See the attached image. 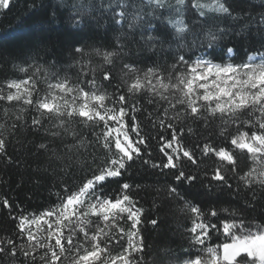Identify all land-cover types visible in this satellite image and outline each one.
Here are the masks:
<instances>
[{
	"label": "snow or ice",
	"instance_id": "obj_1",
	"mask_svg": "<svg viewBox=\"0 0 264 264\" xmlns=\"http://www.w3.org/2000/svg\"><path fill=\"white\" fill-rule=\"evenodd\" d=\"M61 9L73 30L110 12L119 34L71 46L70 63L34 33L0 36V64L19 73L0 74V159L15 162L26 128L49 184L35 208L0 201L12 223L0 264H149L145 228L158 220L125 179L137 166L164 177L156 191L185 218L172 264H264V215H251L264 208V12L234 33L255 23L258 47L240 49L225 43L223 19H244L228 0H57L35 21ZM5 44L22 54L5 59ZM197 186L231 199L190 196Z\"/></svg>",
	"mask_w": 264,
	"mask_h": 264
},
{
	"label": "trees",
	"instance_id": "obj_2",
	"mask_svg": "<svg viewBox=\"0 0 264 264\" xmlns=\"http://www.w3.org/2000/svg\"><path fill=\"white\" fill-rule=\"evenodd\" d=\"M234 8V15L238 14L244 19L233 22L230 19H223L222 23L229 29V37L225 43L233 44L237 48H246L251 44L258 47L257 42L260 35L255 23L243 36L234 35L240 31V26L249 17L259 19L260 13L264 12V0H228ZM44 8L40 7L41 0H13L10 10L0 12V36L8 34L34 33L35 42L43 47L48 45V54L55 55L70 63L69 52L73 45L87 44L95 47L105 46L114 43L119 30L111 21V13H104L96 10L88 18L86 24H82L79 30H73L64 20V10L56 16L55 23L43 24L35 21L36 16H42L49 8L57 6V0H43ZM51 15V13H48ZM5 59L11 56H20L22 53L19 47L5 44ZM151 55L150 53H145ZM0 74L19 75L10 68L0 64ZM21 143L15 144V150L10 147L9 154L15 161L7 165L0 159V201L5 196L12 201H19L25 208H35L46 204L49 196V184L45 180L44 168L48 167L46 158L35 152L33 143L39 140L26 128L19 134ZM243 166V162H242ZM131 182L141 185L140 196L143 197L146 219H157L158 224L153 227L148 224L145 228L147 243L151 246L147 259L149 264H172L177 254H182V225L185 222L176 202H170L163 191L157 192V188L163 187L164 177L154 174L151 170H140L139 166L133 169L132 175L125 177ZM206 190L200 187L189 190V195L197 199L214 200L219 196L222 200H230L227 193H216L212 196H204ZM243 197L241 198V203ZM253 216L264 215V208L257 207L251 212ZM0 230L8 234L12 231V223L0 212Z\"/></svg>",
	"mask_w": 264,
	"mask_h": 264
}]
</instances>
